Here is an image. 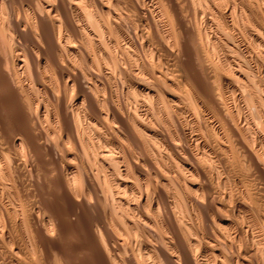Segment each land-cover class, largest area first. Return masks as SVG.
<instances>
[{
	"label": "bare ground",
	"instance_id": "6f19581e",
	"mask_svg": "<svg viewBox=\"0 0 264 264\" xmlns=\"http://www.w3.org/2000/svg\"><path fill=\"white\" fill-rule=\"evenodd\" d=\"M6 1L0 264H264V0Z\"/></svg>",
	"mask_w": 264,
	"mask_h": 264
},
{
	"label": "rangeland",
	"instance_id": "374dc122",
	"mask_svg": "<svg viewBox=\"0 0 264 264\" xmlns=\"http://www.w3.org/2000/svg\"><path fill=\"white\" fill-rule=\"evenodd\" d=\"M5 1H6V0H5ZM6 3H8V1H6ZM10 7H11V6H10ZM17 7H18V9H20L19 5H18ZM8 10H9V11L11 10L10 12L12 13V9L9 8ZM10 12H8V16H9V14L11 15ZM13 14H14V13H13ZM13 14H12V15H13ZM187 17L189 18V20H188ZM185 18H186V19H185ZM190 18H191V20H192V17H190V16L187 15V16H185L184 19H183V20H186V21H184L185 23H186V22L188 23V24H185L186 26L188 25V26H187V29L190 28L189 26H191V24H192V22H193V20L191 21ZM187 20H188L189 22H191V23H189ZM188 37H189V36H188ZM188 37H187V38H188ZM189 38H190V37H189ZM190 39H191V38H190ZM190 39H189V41L192 42V40H190ZM236 39H237V40H236L237 43H236V41H235L236 44H235V43H232V44H230V45H232V46H230V47L233 48L234 50H237V51H238V55H239V57H240V56H242V57L244 56V57H245V58L243 57V58L245 59V62H246V63L248 62L249 64L247 63V64H248V66H247V64L244 62V63H245V65H244V69H246V68H248V67H249V69L251 68V70H250V75H253V73L256 71V72H255L256 75H259V77L261 78V79H260V78L258 77V79L261 80V81L263 80L262 82H263V85H264V59H263L264 56H260V55H263V52L260 51V50H261L260 48H259V51H258V50H257L258 47H257L256 45L254 46L253 44H250V45H252V46H248V45H246V43H244V42H243V44H242V43L240 42L241 37H239V36L236 37ZM22 40H23V39H22ZM24 40H26V41H24ZM24 40L21 41V42H23L24 44H26V45L28 46L27 48H29L30 46H32V44H31V40L29 39V37L25 36ZM187 40H188V39H187ZM28 41H29V42H28ZM189 41H187V42H188V46L190 45L191 47L189 46V47H188V48H189L188 50H189L190 55L194 57L195 53H194V50H193L192 45H191V44H193V42L191 43V42H189ZM29 43H30V44H29ZM190 43H191V44H190ZM239 43H240V44H239ZM238 44H239L240 46H239ZM29 45H30V46H29ZM236 45H238V46H236ZM234 46H235L236 48H234ZM241 46H242V47H241ZM247 46H248V47H247ZM238 47H239V48H238ZM245 47H246V48H245ZM251 47H252V48L254 47V50H253ZM256 47H257V49H256ZM249 48H250V49H249ZM190 49H192L193 53H192V51H190ZM251 49H252L253 51H252ZM246 51H247V52H246ZM254 51H255V52H254ZM239 52H242L244 55H243L242 53H241V54H242V55H241ZM258 52H260V53H258ZM245 53H246V54H245ZM250 53H251V54H250ZM261 53H262V54H261ZM192 54H194V55H192ZM248 54H250L251 56L248 55ZM257 54H259V55H257ZM190 55H189L190 58H189L188 56H187V57H184V61L187 60L185 63H186V64L189 63V66L191 65V67L196 68L195 70H197V73L199 72V77H200V79H201V77H202V78H203V79H202V82L205 83V81L207 80V79H206V75H205V73H204V72L202 73V70L200 69V66L198 67V65H197L198 63H197V62H196V63L194 62L195 64L193 63V61H196V60H195V58L191 57ZM255 55H256L257 57H256ZM253 56H254V57H253ZM243 58L241 59V57H240L241 60H244ZM246 58H247V59H246ZM251 58H252V59H251ZM253 58H254V60H253ZM261 58H262V59H261ZM185 59H186V60H185ZM188 59H189V60H188ZM190 59H191V60L194 59V60L191 61ZM247 60H248V61H247ZM249 60H251V61H249ZM260 60H261V61H260ZM262 63H263V64H262ZM193 64L195 65V67L193 66ZM76 65H77V67L79 66V64H75V66H74V70H75V71H78V70L80 69V67H78V68H79V69H78V68L76 67ZM187 65H188V64H187ZM196 65H197V66H196ZM245 66H247V67H245ZM75 67H76V68H75ZM197 68H198V69H197ZM254 68H255V70H253ZM256 68H257V69H256ZM77 69H78V70H77ZM259 69H260V70H259ZM98 71H99V70H98ZM98 71H97V69H95L96 74L98 73ZM253 71H254V72H253ZM261 71H263V72H261ZM100 72H101V71H99V73H100ZM50 73H51V72H50ZM52 73H53V71H52ZM52 73H51L50 75H52V76L54 75V76H55V78H54V79H55L54 82L56 81V82H55V85H54V83H53V84H52V83H48V79H47V76H45V74H43L44 77H41L42 80H41V79L36 80L35 78H30V77H29V78L32 79V80H29V78H28V79H27L28 81L26 80V83H25V84H28L27 86H29L30 84H32V87H33V88H34V86L37 84L35 89H36V90L38 89L39 92H40V93H39V92H37L38 90H37V91L35 90V92H37V94H43V93L45 92V90H46V89H45V88H46L45 85H48V86H49V84H50L51 86H54V87H55L56 85H59V86L61 87V89L59 88V86H56L55 88L60 89L59 91L62 92V91H61V90H62V86H61L60 83L58 84V82H57L58 76L55 75V74H57V71L54 70V74H52ZM99 73L97 74L98 78H97V76L95 75L96 77H94V79H91L92 81L90 80L91 83L94 82V83H97L98 85H103V84H104V81H105V80L103 79V76H102V75H104V74L100 75L101 73H100V74H99ZM201 73L204 74V75H202ZM200 75H202V76H200ZM54 76H53V77H54ZM101 76H102V77H101ZM114 76H115V77H114ZM114 76H113L114 79H112L113 77L110 78L111 81H110L109 78L106 77L107 79H106V81H105V84H107V85L104 84V87L106 88V90H109L110 87H112V89L114 90L113 93L116 94V95H118V96L120 97V94H121V93H120V92H121V90H120V85H119V84H120V83H119L120 78H119V81H115L116 78H117V80H118V77H117L118 75H117V74H114ZM100 77H101V78H100ZM43 78H46V79H44V81H43ZM104 78H105V77H104ZM108 79H109V80H108ZM258 79H257V80H258ZM35 80H36V81H35ZM45 80H46V81H45ZM93 80H94V81H93ZM99 80H100V81H99ZM102 80H103V81H102ZM203 80H204V81H203ZM42 81H43V82H42ZM101 81H102L103 83H102ZM114 81H115L116 83H115ZM27 82H28V83H27ZM30 82H31V83H30ZM49 82H50V81H49ZM107 82H108V83H107ZM117 82L119 83L118 85H117ZM47 83H48V84H47ZM56 83H57V84H56ZM111 83H112L113 85H112ZM108 84H110V87H109ZM114 84H115L117 87H115ZM0 85H2L1 87H3V88L0 87V91L2 92V90H3L4 87H5V85H3V84H0ZM42 85H43V86H42ZM107 86H108L109 89L107 88ZM29 87H30V89L32 90L31 85H30ZM118 87H119V88H118ZM44 89H45V90H44ZM43 90H44V91H43ZM69 90H72V89H69ZM113 90H112V91H113ZM42 91H43V92H42ZM73 91H74V92H71V91H70V92L74 94V93H75V90L73 89ZM1 92H0V93H1ZM30 92L32 93V91H30ZM30 92H29V93H30ZM35 92H34V89H33V94H35ZM68 92H69V91H68ZM71 93H70V94H71ZM44 94H45V93H44ZM68 94H69V93H68ZM41 97H42V96H41ZM42 98H43V97H42ZM42 98H41V99H42ZM0 107H1L0 111H1V112L3 111L2 114H3V118H4V119H3V118H2V119L4 120V121H3L4 124H6V125L11 124V123L14 124V123H16V122L18 121V119L20 120V117H21V116H20L18 113L11 111L10 108H9V104H7V103L5 102V100L0 101ZM5 108H6V109H5ZM7 108H8V109H7ZM5 110H7L8 112H5ZM4 112H5V113H4ZM11 113H12V114H11ZM15 114H16V115H15ZM16 116H17V117H16ZM16 120H17V121H16ZM10 121H11V122H10ZM14 121H15V122H14ZM175 125H176V124H174L173 129H175V128L177 127V128H176L177 130L175 129L176 132L178 131L176 134H178V133L180 134V130H179L178 126L176 125V127H175ZM173 131H174V130H173ZM175 131H174V132H175ZM179 134H178V135H179ZM46 189H47L48 195H50V194L52 193L51 188H50L49 186H46ZM49 190H50V191H49ZM47 192H45V193L47 194ZM52 194H53V193H52ZM52 194H51V195H52ZM88 212H89V213H88ZM90 212H91L90 210H86V211L83 212V215H84V216H89V215H91ZM84 213H87V214H84ZM254 245H255V243H254ZM253 247H257V246L255 245V246H253Z\"/></svg>",
	"mask_w": 264,
	"mask_h": 264
}]
</instances>
